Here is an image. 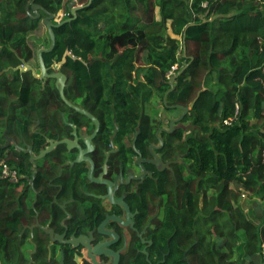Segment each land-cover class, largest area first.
<instances>
[{
  "label": "trees",
  "instance_id": "trees-1",
  "mask_svg": "<svg viewBox=\"0 0 264 264\" xmlns=\"http://www.w3.org/2000/svg\"><path fill=\"white\" fill-rule=\"evenodd\" d=\"M30 1L0 0V159L24 175L26 154L15 163L7 138L20 145L22 139L33 140L38 148L32 113L54 98L40 78L20 66L38 65L37 49L48 47L50 38L48 33L44 41L29 36L45 26L44 10L56 14L63 5L34 0L44 8L35 17ZM72 2L87 0H66L59 21L72 16ZM53 30L55 44L42 53L45 66L60 61L68 81L84 84L80 89H92L97 98L106 88L121 129L138 125L141 135L153 137L156 103L183 112L177 105L195 100L180 119L192 128L178 127L164 142L172 154H186L187 177L183 164L169 177L191 187L198 235L193 260L202 264L203 248L207 264H264V0H91ZM48 122L60 132L56 116ZM24 185L25 176L17 183L0 177L5 264L15 257Z\"/></svg>",
  "mask_w": 264,
  "mask_h": 264
},
{
  "label": "flooded vegetation",
  "instance_id": "flooded-vegetation-1",
  "mask_svg": "<svg viewBox=\"0 0 264 264\" xmlns=\"http://www.w3.org/2000/svg\"><path fill=\"white\" fill-rule=\"evenodd\" d=\"M60 64L46 66L47 73L66 77L63 94L70 104L61 96L60 81L41 77L39 64L32 65L47 96L54 98L32 113L31 130L37 143L40 139L39 147L33 146V140L22 139L20 145L14 137L7 138L15 148L16 153L9 149L15 163L26 154L28 173L15 167L14 183L25 176L24 200L15 257L6 262L198 264L193 260L198 235L192 221L191 187L189 181L182 186L169 177L178 164L185 166L187 177L186 154H172L173 148L164 144L166 134L182 127L180 120L171 124L178 117L175 111L164 109L165 119L159 112L151 115L154 138L141 135L138 125L134 130L121 129L106 88L98 98L92 89L81 90L85 85L69 82ZM53 115L62 125L60 132L49 125ZM51 143L55 145L41 155ZM18 206L15 200L14 207ZM201 249V263L207 264ZM0 264H5L1 258Z\"/></svg>",
  "mask_w": 264,
  "mask_h": 264
},
{
  "label": "water",
  "instance_id": "water-1",
  "mask_svg": "<svg viewBox=\"0 0 264 264\" xmlns=\"http://www.w3.org/2000/svg\"><path fill=\"white\" fill-rule=\"evenodd\" d=\"M90 2H91V0H87V3L82 4V5H74V4H71V5H70V4H69V8H70V11H71V15H72V16L63 19V20L59 21L58 23H54L55 14H52V13H50V12L44 10L45 13H46V15L43 17L42 22H43V24L45 25L46 30H47V33H48V35H49V38H50V45H49L48 47H40V48L37 49V60H38L39 68H40V71H41L40 76H41V77L51 76V77H53V78H57V80L60 81L59 91H60V93H61L62 98H63L67 103H69V102L66 100V98H65V96H64V94H63V86H64V82H65L66 77H65L63 74H61V73L48 74V73H47V68H46L45 63H44L43 58H42V53H43V52L50 51V50L53 48L54 44H55V33H54V30H53L54 26H58V25H60V24H62V23L68 22V21H70L71 19L75 18L76 10L79 9V8H82V7H84V6L89 5ZM30 5H31L33 11L36 13V14H35V17H39V16H40L39 10H40V9H44V8H43L40 4L35 3L34 0H31V1H30ZM55 65L58 66L59 63H58V64H55ZM20 68H21V70H23V71H25V70H27V69H30V70L32 71V73H33L34 76H38V75L35 73V69H34L31 65L25 64V67L20 66ZM182 70H183V69H182ZM182 70H181V71H182ZM181 71H180V72H181ZM180 72H179V73H180ZM174 80H175V77H173V78L169 81V84L171 85V88H172V86H173ZM194 102H195V100H193L188 106L177 105V107H180V108L183 109V112H182L181 115H179L176 119L172 120V121H171V124H172L173 122H175V121H179V120L183 117V115H184V114H185L190 108H192ZM69 104H70V103H69ZM77 109L80 110L81 112L85 113L86 115H88V116H90V117H93L91 114H89V113H87V112H85V111H83V110H81V109H79V108H77ZM95 121H96V120H95ZM65 142H67V144L70 145L69 140H65ZM54 145H55V143H51V145H50L46 150H43V151L41 152V155H43V154L46 153L48 150H50Z\"/></svg>",
  "mask_w": 264,
  "mask_h": 264
},
{
  "label": "rangeland",
  "instance_id": "rangeland-1",
  "mask_svg": "<svg viewBox=\"0 0 264 264\" xmlns=\"http://www.w3.org/2000/svg\"><path fill=\"white\" fill-rule=\"evenodd\" d=\"M65 1H66V0H62V4H63V5H65ZM74 3H75V2H72V3H70V5H71V4H74ZM68 4H69V3H67V5H68ZM63 5H62L61 8H59V10L57 11L59 14H60V13H61V14L64 13V6H63ZM74 5H75V4H74ZM203 5H205V3H204ZM155 12H156L157 17H159V16H158V8L155 9ZM59 14L55 17V20H56V21H59ZM62 15H63V14H62ZM29 38H31V40L38 39V38H41L43 41L46 40V39L48 38L46 27L43 26L42 24L39 25V27L37 28V30L34 31V32L32 33V35L29 36ZM31 45H33V43H31ZM35 66H36V65H35ZM156 106H157V108L159 109V113L161 114L160 116H162V117L165 119V112H167V111L164 110V108L162 107V105H161L159 102L156 103ZM167 113H168V112H167ZM180 113H181L180 110H177L174 114H175L176 117H177V116H179ZM180 115H181V114H180ZM172 116L174 117L173 113H172ZM180 125H181L183 128H185V129H190V128H192V126L190 125L189 122H186V123L182 122V123L178 124V126H180ZM240 201H241V203L245 206V208L248 207L247 199H246L244 196H242V197L240 198Z\"/></svg>",
  "mask_w": 264,
  "mask_h": 264
},
{
  "label": "built area",
  "instance_id": "built-area-1",
  "mask_svg": "<svg viewBox=\"0 0 264 264\" xmlns=\"http://www.w3.org/2000/svg\"><path fill=\"white\" fill-rule=\"evenodd\" d=\"M59 13L57 12L56 13V16L58 15ZM64 14V13H62ZM61 13L59 14V20L61 19V17L63 16ZM175 68V66L172 68V70ZM172 70H170L168 72V77L169 75L172 74ZM237 113V111H236ZM235 113V114H236ZM232 121V117L231 118H227L224 120V123L226 124H230ZM0 177L1 178H4V179H7L9 180L10 182H16L17 179H18V173H17V170L12 167L11 165H9L4 158L0 159ZM264 245V244H263Z\"/></svg>",
  "mask_w": 264,
  "mask_h": 264
},
{
  "label": "clouds",
  "instance_id": "clouds-1",
  "mask_svg": "<svg viewBox=\"0 0 264 264\" xmlns=\"http://www.w3.org/2000/svg\"><path fill=\"white\" fill-rule=\"evenodd\" d=\"M55 17H56V14H55Z\"/></svg>",
  "mask_w": 264,
  "mask_h": 264
}]
</instances>
